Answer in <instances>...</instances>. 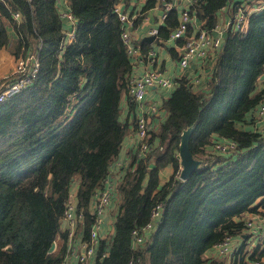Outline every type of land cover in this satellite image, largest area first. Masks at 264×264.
<instances>
[{
  "label": "trees",
  "instance_id": "16d2710c",
  "mask_svg": "<svg viewBox=\"0 0 264 264\" xmlns=\"http://www.w3.org/2000/svg\"><path fill=\"white\" fill-rule=\"evenodd\" d=\"M124 1L66 0L77 22L70 25L60 17L58 0H0V51L8 48L18 58L36 48L40 63L36 82L0 103V264L64 263L62 218L75 185L84 217L79 227L83 240L90 238L95 194L129 130L121 102L133 64L114 12ZM159 1L171 0H149L144 10ZM235 1L199 0L192 10L210 30L219 11ZM164 22L157 39H168L178 25L176 9ZM208 64L206 83L194 87L188 76L176 79L162 103L166 117L149 133L148 153L130 154L119 176L114 233L99 241L94 264H251L254 256L243 248L232 262L211 249L239 235L243 216L264 205V135L254 129L264 99V9L248 17L244 31L227 33ZM190 127V152L201 166L182 182L177 155ZM223 141L235 149L206 152ZM166 167L173 172L160 184ZM159 204L154 228L133 247L132 233L145 228Z\"/></svg>",
  "mask_w": 264,
  "mask_h": 264
},
{
  "label": "built area",
  "instance_id": "2783aa9c",
  "mask_svg": "<svg viewBox=\"0 0 264 264\" xmlns=\"http://www.w3.org/2000/svg\"><path fill=\"white\" fill-rule=\"evenodd\" d=\"M199 0H174L173 2H165L163 5V13L161 20L165 21L168 14L174 9L177 2L182 3L184 8L180 13V21L176 28L170 33L169 39L172 41L183 40V44L178 56L179 69L184 73L192 62H198L201 70L209 63L213 62L217 53L223 47L225 36L227 33L242 32L246 29L248 17L264 9V0H237L224 6L220 11L231 10V14L224 19L220 18V11L218 13V22L210 30L202 29V23L196 17L195 8ZM192 10V11H191ZM114 12L122 26L121 38L126 46V52L133 62L141 58L140 49L135 47L132 43L131 31L136 25L133 17L123 13L119 5L114 7ZM60 17L67 24L74 25L76 21L67 9L59 8ZM14 21H20L19 13H13ZM71 28V31H70ZM69 28L68 39L73 38V27ZM150 34L157 37L159 34L158 28L151 29ZM156 53L153 50L148 52L150 63L153 62ZM143 57V56H142ZM40 71V63L37 56V50L32 49L25 55H20L15 59V66L11 71L7 81L0 84V103H3L22 91L31 87L37 80ZM264 76V69L262 77ZM202 84L200 77L192 79V86L197 87ZM176 81L164 76L162 71L157 69L147 70L141 77L131 80V88L129 90L127 99L128 102L138 108V115L135 126L136 151L139 158L145 157L149 151L147 139L152 130L150 123V116L156 115L159 111L154 104L144 105V98L149 88L172 89L175 88ZM255 117L260 122H264V99L259 104ZM213 149L220 153H227L235 149V144L230 142H218L213 146ZM111 166V165H110ZM122 166V164H119ZM111 174V167H109V174L104 179L102 188L95 194V201L93 205V214L95 215L93 224L90 230V238L88 241H81V252L76 253V258L79 264H86L89 257L92 256L99 243V232L101 229L102 216L105 209L112 200L113 195H117L119 185L118 178L109 177ZM118 197V196H117ZM161 204L157 205L151 213L150 222L141 231L136 230L133 235V247L145 242L144 232L154 228L152 222L161 215ZM241 218V217H240ZM83 214L77 211L76 202L71 198L65 205V210L62 218L63 224L68 230L69 248L68 254L75 253L72 246V239L75 228L78 224L83 222ZM244 229L236 237L226 236L225 239L215 247L213 253L217 256L232 262L243 248L246 257H253L251 264H264V205H258L253 212H247L243 216ZM261 254L262 257H259ZM106 257V254H103ZM64 264V263H63Z\"/></svg>",
  "mask_w": 264,
  "mask_h": 264
},
{
  "label": "crops",
  "instance_id": "0c3cea01",
  "mask_svg": "<svg viewBox=\"0 0 264 264\" xmlns=\"http://www.w3.org/2000/svg\"><path fill=\"white\" fill-rule=\"evenodd\" d=\"M149 0H125L124 2H120L119 8L120 10L127 14L130 17H133L136 21V25L131 31V39L132 43L135 47L140 49L141 58L137 61H133L132 64V79L141 77L147 70L157 69L162 71L164 76L171 78L176 81V79L188 76L189 79H193L194 77H200L201 83H206L207 77L204 76L206 73V66L203 70H201L199 63L192 62L189 68L182 73L179 69L178 64V56L180 53L181 46L183 44V40L172 41L169 38L166 40L157 39V37L152 36L150 34L151 29L158 28L164 26V21L161 20V16L163 13V5L165 1H159L158 4L154 8L149 10H144L145 6ZM171 0L170 2H173ZM58 7L67 9L66 0H58ZM184 5L182 3L177 2L174 6V9L177 11L178 23L180 21V13ZM229 14H231V10L228 11H220L221 20L226 19ZM152 40H149V38ZM10 38L12 43L17 39L15 32L10 29ZM145 44V46H143ZM143 47H147L146 51H143ZM150 50L155 51L156 55L153 59V62L150 63L148 56V52ZM143 56V57H142ZM15 57L11 54L8 48H4L0 51V81H2L8 73H11L15 66ZM1 83V82H0ZM2 84V83H1ZM172 89H160V88H149L146 92L144 98V105L147 106L149 104H154L158 107L159 111L156 115L150 116V123L152 130L156 129L158 125L165 119L166 112L162 109V103L164 100L169 98L171 95ZM138 108L133 105L131 107V103L128 102L127 96L124 95L121 102V120L128 125V135L123 140L120 152L118 157L111 163V174L109 177L118 178L120 176V172L124 167L128 166L130 154L136 151V136H135V126H136V118L138 115ZM257 132H260L264 135V122H260L259 120L254 126ZM213 151V148L206 150V152ZM122 164V166H119ZM172 167H166L160 171V184L165 183L170 175L172 174ZM77 185L73 187V192L71 194V199L76 202L75 199V191ZM93 208V205H92ZM118 211V197L117 195L112 196V200L108 207L105 209L104 214L102 216L101 229L99 232V240L100 241H108L112 238L114 233V220ZM82 223L78 224L74 231V236L72 239V246L75 250V253L68 254L66 257L64 264H79L76 258V253L81 252L80 242L83 240V232L82 228L79 226ZM63 230L67 231V227L62 222ZM98 247V244H97ZM69 248V239L67 242V249ZM97 254V248L95 253L89 257L86 264H94ZM215 254V253H214ZM216 255V254H215Z\"/></svg>",
  "mask_w": 264,
  "mask_h": 264
},
{
  "label": "water",
  "instance_id": "95a60500",
  "mask_svg": "<svg viewBox=\"0 0 264 264\" xmlns=\"http://www.w3.org/2000/svg\"><path fill=\"white\" fill-rule=\"evenodd\" d=\"M77 24V22H76ZM71 31V28H70ZM154 38L151 37L149 40H152ZM261 79H264V76L261 77ZM194 133V127H190L186 130H184L181 134L180 138V144H179V150L177 158L179 160L180 164V174L179 179L182 182H185L188 180V178L197 171L201 166V161L196 160L193 158L191 152H190V139L192 137V134ZM56 247V244L53 243L49 252L51 253ZM213 251V249H211Z\"/></svg>",
  "mask_w": 264,
  "mask_h": 264
},
{
  "label": "rangeland",
  "instance_id": "374dc122",
  "mask_svg": "<svg viewBox=\"0 0 264 264\" xmlns=\"http://www.w3.org/2000/svg\"><path fill=\"white\" fill-rule=\"evenodd\" d=\"M212 65H213V62H209V64H208L207 67H208V68H211ZM206 70H207V68H206ZM9 75H10V73H8V75H6L5 78H4L2 81H0V82H1V83H5V82L7 81V78L9 77ZM204 76H205V77L209 76V72L206 71V73L204 74ZM1 83H0V84H1Z\"/></svg>",
  "mask_w": 264,
  "mask_h": 264
}]
</instances>
